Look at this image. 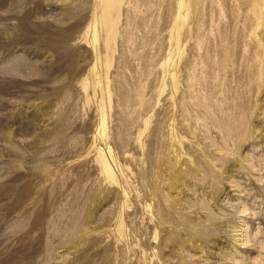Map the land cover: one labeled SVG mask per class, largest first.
Returning <instances> with one entry per match:
<instances>
[{"label":"rangeland","instance_id":"1","mask_svg":"<svg viewBox=\"0 0 264 264\" xmlns=\"http://www.w3.org/2000/svg\"><path fill=\"white\" fill-rule=\"evenodd\" d=\"M0 264H264V0H0Z\"/></svg>","mask_w":264,"mask_h":264}]
</instances>
